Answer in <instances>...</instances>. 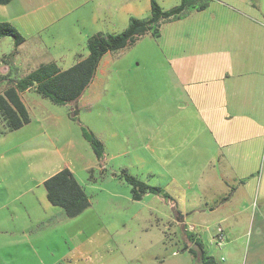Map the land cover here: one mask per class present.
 I'll list each match as a JSON object with an SVG mask.
<instances>
[{
  "label": "rangeland",
  "instance_id": "rangeland-1",
  "mask_svg": "<svg viewBox=\"0 0 264 264\" xmlns=\"http://www.w3.org/2000/svg\"><path fill=\"white\" fill-rule=\"evenodd\" d=\"M150 1L12 0L0 5V23L11 25L24 42L16 49L11 37L2 38L0 58H10V75L18 79L44 64L68 69L87 55L89 37L122 32L130 17L149 18ZM154 1L162 10L180 3ZM165 33L166 28L163 37L147 34L104 54L82 94L86 105L79 109L54 104L32 90L22 95L29 123L12 132L0 127V233L5 232L0 239L12 244L26 240L7 248L6 255L2 251L3 262L53 261L63 255L81 264H201L192 240L199 235L217 264H264L262 251L252 255L245 245L232 251L211 243L207 232L214 220L198 210H206L199 199L211 195L212 183L207 179L199 188L190 165L191 145L178 146L176 157L159 151L157 72L166 65L161 62ZM135 95L150 102L134 106ZM81 128L103 144L102 159ZM65 167L74 172L90 201L75 218L52 206L42 185ZM124 176L159 193L133 200ZM252 238L247 231L240 242ZM33 244L40 249L38 258L25 252Z\"/></svg>",
  "mask_w": 264,
  "mask_h": 264
},
{
  "label": "crops",
  "instance_id": "crops-1",
  "mask_svg": "<svg viewBox=\"0 0 264 264\" xmlns=\"http://www.w3.org/2000/svg\"><path fill=\"white\" fill-rule=\"evenodd\" d=\"M164 28L166 53L161 62L166 65L157 72L159 151L176 157L178 146L191 145L190 165L199 188L207 179L212 183L211 195L199 197L206 210H198L214 220L206 231L209 237L221 229L227 237L224 249L236 251L245 245L252 255L264 252V0H209L204 10L162 23L158 38ZM11 63L8 57L0 58V74L10 73ZM26 92L20 93L22 102ZM82 94L67 105L85 106ZM148 102L150 98L138 95L132 99L134 106ZM0 127L7 130L1 115ZM247 231L253 238L240 242ZM21 242L0 239V264L9 262H3L2 251L6 255L7 248ZM29 251L39 257L36 245ZM21 264L81 263L60 255L53 261L42 257Z\"/></svg>",
  "mask_w": 264,
  "mask_h": 264
},
{
  "label": "trees",
  "instance_id": "trees-1",
  "mask_svg": "<svg viewBox=\"0 0 264 264\" xmlns=\"http://www.w3.org/2000/svg\"><path fill=\"white\" fill-rule=\"evenodd\" d=\"M11 1L0 0V5H6ZM208 3L209 0H181L175 7L162 10L154 0H151L149 18L130 17L127 27L122 32L97 33L89 37L86 44L87 55L68 69L61 70L53 63L41 65L20 79L11 78L9 72L0 74V83L9 84L0 94V115L6 123L7 131L18 130L29 123V114L20 93L32 90L54 104H70L76 101L92 82L104 54L119 51L147 34L158 38L162 23L177 20L189 11L204 10ZM4 37H11L15 47L24 42L23 37L11 25L1 22L0 39ZM81 132L97 159H102L104 154L102 143L86 129L81 128ZM124 180L131 186L133 200H140L146 193H159L158 188L148 186L132 176H124ZM42 185L48 202L62 209L68 218L77 217L90 206L88 196L68 168L56 172L44 180ZM192 240L197 248L193 253L199 257L201 264H217L213 257L207 255L200 239L193 237Z\"/></svg>",
  "mask_w": 264,
  "mask_h": 264
},
{
  "label": "built area",
  "instance_id": "built-area-1",
  "mask_svg": "<svg viewBox=\"0 0 264 264\" xmlns=\"http://www.w3.org/2000/svg\"><path fill=\"white\" fill-rule=\"evenodd\" d=\"M226 242L225 234L220 229L218 230L212 237H211V243L217 247L218 249H221Z\"/></svg>",
  "mask_w": 264,
  "mask_h": 264
}]
</instances>
